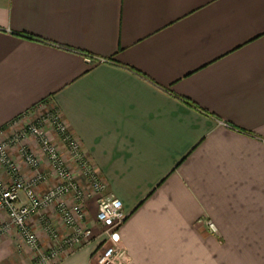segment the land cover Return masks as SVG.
<instances>
[{"label": "crops", "instance_id": "1", "mask_svg": "<svg viewBox=\"0 0 264 264\" xmlns=\"http://www.w3.org/2000/svg\"><path fill=\"white\" fill-rule=\"evenodd\" d=\"M42 106L122 201L132 264H264V0H0V129ZM15 242L0 264L31 263Z\"/></svg>", "mask_w": 264, "mask_h": 264}, {"label": "built area", "instance_id": "2", "mask_svg": "<svg viewBox=\"0 0 264 264\" xmlns=\"http://www.w3.org/2000/svg\"><path fill=\"white\" fill-rule=\"evenodd\" d=\"M92 58L95 57H88L90 60ZM46 111L48 112L47 108L43 112ZM58 113L50 111L40 121L36 119L35 123L31 119L21 118L0 129V167L5 174L0 175V216H7V222L0 225V237L14 228L24 245L34 254L30 264H49L59 258L66 248H76L93 240L99 241L93 252L94 264H132L118 233L128 217L123 203L109 193L108 184L102 179L92 160L89 161L88 155L83 152L84 148ZM43 125L50 127L68 147L71 158L77 162L86 177L92 194L101 195L90 226L85 222L86 197L81 185L66 165L57 143L42 128ZM30 139L35 140L49 162V173L42 170L41 159L31 148ZM13 147H16L25 166L34 171L30 178L23 175L14 158ZM51 176L59 180L58 185L40 194L39 186ZM68 197L73 198V203L66 202ZM52 206L56 208L65 228L64 232H60L51 219L43 215V211ZM34 216L40 218L42 229L50 239L48 246L41 242L38 233L31 226L30 221ZM207 224L212 231L217 230L212 221Z\"/></svg>", "mask_w": 264, "mask_h": 264}, {"label": "rangeland", "instance_id": "3", "mask_svg": "<svg viewBox=\"0 0 264 264\" xmlns=\"http://www.w3.org/2000/svg\"><path fill=\"white\" fill-rule=\"evenodd\" d=\"M47 108V106H42V107H39V108H37L36 110H35V112H33V114H32V118H31V120H33L34 121V123H35V121H36V119H38L39 121L47 114V113H49L50 111H53V112H55V113H58V111L56 110V109H54V108H47L48 109V112L46 111V112H43L44 111V109H46ZM59 114V113H58ZM38 121V122H39ZM37 122V121H36ZM42 128L44 129V130H46L47 131V129H50V127H48L47 125H43L42 126ZM52 131V130H51ZM53 132V131H52ZM57 137H58V139H59V141H58V143H57V145H58V147H59V149H60V152H61V155H62V157H63V159H64V161H66V165L68 166V168L70 169V171H72V173L74 174V177L77 179V181H78V183H80V185H81V188H82V191H83V193H84V195H85V197H86V199H85V202H84V207H85V211H86V224L87 225H91V224H93V220H94V218H95V215H96V212H97V210H98V199H99V197L101 196V195H99V194H96V193H93L92 194V190H91V188L89 187V184L87 183V179H86V177L83 175V172L79 169V167H78V164H77V162L76 161H74L72 158H71V153H70V151H69V149H68V147L63 143V141L61 140V138L55 133V132H53ZM50 138L51 139H53V137L52 136H50ZM54 140V139H53ZM35 147L37 148V150L36 151H38V152H36L37 153V155H38V157L41 159V163H42V166H41V168H42V170L44 171V172H46V173H49L50 172V164H49V162L46 160V158L43 156V154L41 153V151H40V148L38 147V145H37V143H35ZM12 150H13V152L14 151H16V147H13L12 148ZM83 152L86 154V152L84 151V149H83ZM40 153V154H39ZM87 155V154H86ZM88 158H89V161H91V159H90V157L88 156ZM23 171V170H22ZM23 173V172H22ZM28 174V178H30L31 176H33L34 175V171H32V170H30L29 169V173H27ZM58 183H59V180L55 177V176H51L49 179H48V181H46V182H44V183H42L40 186H39V188L41 187L42 189H41V192H39L40 194H43V193H45V192H47L48 190H50V189H52L53 187H55L56 185H58ZM39 190V189H38ZM104 194V193H103ZM107 194V192L104 194V195H106ZM66 200V202L69 204V203H73V198L72 197H68V198H66L65 199ZM53 209V211L55 212V213H57L56 212V208L54 207V206H52V207H49V208H46L44 211H43V213H45V211L47 210V209ZM44 215H46V214H44ZM40 220V219H39ZM7 222V216L5 215V214H3L2 216H0V225H3L4 223H6ZM40 224H42L41 223V220H40V222H39ZM7 234H9V235H13V239L14 240H16V242H15V244H16V251H21V249H22V245H21V242H23V240L21 239V242L18 240V238L16 237V234H17V232H16V230L14 229V228H11L6 234H4V235H7ZM3 235V236H4ZM18 235V234H17ZM39 235V234H38ZM24 244V243H23ZM26 247V246H25ZM27 248V247H26ZM28 250H30L29 248H27ZM31 251V250H30ZM31 253H32V251H31ZM34 254L32 253V256H33Z\"/></svg>", "mask_w": 264, "mask_h": 264}, {"label": "trees", "instance_id": "4", "mask_svg": "<svg viewBox=\"0 0 264 264\" xmlns=\"http://www.w3.org/2000/svg\"><path fill=\"white\" fill-rule=\"evenodd\" d=\"M23 36L27 37V38H30V39H33V40H38V41H44L34 35H30V34H22Z\"/></svg>", "mask_w": 264, "mask_h": 264}]
</instances>
